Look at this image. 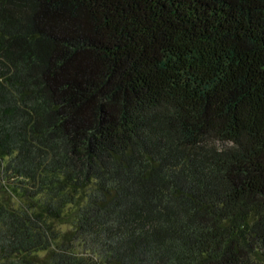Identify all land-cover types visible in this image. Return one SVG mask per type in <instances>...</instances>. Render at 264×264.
Listing matches in <instances>:
<instances>
[{"label": "trees", "instance_id": "16d2710c", "mask_svg": "<svg viewBox=\"0 0 264 264\" xmlns=\"http://www.w3.org/2000/svg\"><path fill=\"white\" fill-rule=\"evenodd\" d=\"M0 264H264V0H0Z\"/></svg>", "mask_w": 264, "mask_h": 264}, {"label": "rangeland", "instance_id": "374dc122", "mask_svg": "<svg viewBox=\"0 0 264 264\" xmlns=\"http://www.w3.org/2000/svg\"><path fill=\"white\" fill-rule=\"evenodd\" d=\"M65 228H66V226H65V225H62V226H61V229H65Z\"/></svg>", "mask_w": 264, "mask_h": 264}]
</instances>
